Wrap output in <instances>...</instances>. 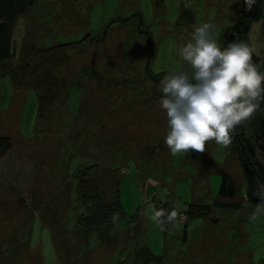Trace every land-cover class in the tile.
I'll return each mask as SVG.
<instances>
[{"label":"rangeland","instance_id":"1","mask_svg":"<svg viewBox=\"0 0 264 264\" xmlns=\"http://www.w3.org/2000/svg\"><path fill=\"white\" fill-rule=\"evenodd\" d=\"M244 12L260 17L248 36L264 74V0L251 10L244 0H37L17 19L18 56L25 44L54 50L21 70L36 72L28 84L40 109L30 142L0 155V264L26 263L22 256L36 251L44 264H157L141 259L147 249L161 264H264V212L250 219L256 207L231 144L209 141L203 153L173 156L160 105V80L191 71L178 52L195 27L211 24L223 49ZM14 89L10 74L0 77V110ZM30 115L27 108L24 133ZM261 118L264 108L242 125L246 136ZM87 167L108 197L118 193L125 211L124 237L114 248L78 227L76 183ZM222 171L238 185L233 201L218 199ZM216 199L243 208L214 210V221L187 217L179 227L152 220L167 203L184 213Z\"/></svg>","mask_w":264,"mask_h":264},{"label":"clouds","instance_id":"2","mask_svg":"<svg viewBox=\"0 0 264 264\" xmlns=\"http://www.w3.org/2000/svg\"><path fill=\"white\" fill-rule=\"evenodd\" d=\"M251 10L255 0H244ZM253 49L243 41L221 48L213 26L195 27L191 39L179 48V56L191 71H174L160 80L163 97L160 105L166 111L169 132L165 144L175 156L180 153L205 152L209 141L227 147L237 126L243 125L264 100V74L252 60ZM255 195L261 200L250 216L255 220L264 212V184L257 185ZM119 213H114L115 223ZM186 215L176 207L169 212L154 210L152 220L164 228L179 227Z\"/></svg>","mask_w":264,"mask_h":264},{"label":"trees","instance_id":"3","mask_svg":"<svg viewBox=\"0 0 264 264\" xmlns=\"http://www.w3.org/2000/svg\"><path fill=\"white\" fill-rule=\"evenodd\" d=\"M36 2L37 0H0V77L5 74L19 72L28 65H31L32 62L38 59L42 54L54 50V47L37 49L34 45L29 47L25 44L21 49V54L19 56L17 54L18 52L13 39L16 21L19 17L29 13L35 7ZM244 13V17H242L238 23L236 35H232L233 32L230 31L227 34V40H229V43L243 41L253 49L248 35L252 24L259 20L260 17L256 14L257 12ZM16 58L18 61L21 60L18 64L22 61L24 63L26 61V63L21 66L19 64L11 67L10 65L15 62ZM252 60L261 73V60L254 53V50L252 53ZM262 87H264V85H262ZM259 103L260 106L258 109L262 110L264 108V100H261ZM258 109L254 112L252 117L255 116L256 112H259ZM242 129V125L237 126L233 134L231 150L242 170V176L247 185L246 194L250 202L249 204L253 207H257L261 204V200L255 195L258 191L257 185L258 183L264 184V162L262 161L264 160V118L258 120V125L253 135L246 136ZM12 144L13 141L10 136H0V155H3V153L9 150ZM89 168L90 167L85 168L79 174L80 176L76 183L78 205L83 209L78 219V227L87 233L97 232L96 234H99L101 239L108 241L110 246L114 248L119 245L120 238L124 237V228L120 225L125 221V211L121 206L118 193L116 192L114 195L108 197L106 191H102L103 189L95 182L96 180L92 178L91 171L88 172ZM102 192H104V196ZM237 194L238 185L236 181L227 172L222 171V185L218 199L233 201L237 197ZM218 199L210 204H198L199 202L191 203L186 212L182 214L190 219H211L210 215L214 210L238 211L243 208V205L240 203H226L218 201ZM173 207V203H167L161 208L170 212ZM117 212L119 213V219L113 223V214ZM211 220L214 221L216 219ZM186 223L187 219L185 224ZM181 236L183 238V234ZM140 257L147 262H150L149 259L151 258L157 261V264H161L162 262V259L154 257L148 249L142 250ZM139 264H141V262H139ZM150 264L154 263L151 262Z\"/></svg>","mask_w":264,"mask_h":264},{"label":"crops","instance_id":"4","mask_svg":"<svg viewBox=\"0 0 264 264\" xmlns=\"http://www.w3.org/2000/svg\"><path fill=\"white\" fill-rule=\"evenodd\" d=\"M35 74L36 72H33V74L29 73L27 76L24 71L10 74L14 80L15 89L12 99L9 102V108L0 110V135L6 134L7 136L13 137V143L25 142L26 140L30 142L28 138L32 137L33 127H37L40 109L39 95L37 91L28 84L30 79H32V75L33 79L36 77ZM25 78H27L26 81ZM30 97L34 100L32 106H30V101L33 100H30ZM2 101L1 99V102ZM27 108L31 115L29 117V131L28 133H24L23 116ZM27 255L29 256L27 258L22 256L26 262L22 264H44L42 251L30 252ZM18 261L19 264L22 262V260L20 261L19 259Z\"/></svg>","mask_w":264,"mask_h":264}]
</instances>
